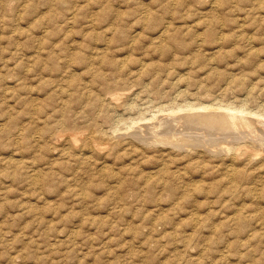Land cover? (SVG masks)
<instances>
[{"label": "rangeland", "instance_id": "obj_1", "mask_svg": "<svg viewBox=\"0 0 264 264\" xmlns=\"http://www.w3.org/2000/svg\"><path fill=\"white\" fill-rule=\"evenodd\" d=\"M154 10L156 14L152 18L150 14ZM214 12L218 15H213ZM153 22L160 28L153 26ZM146 25L153 28L143 32L148 28ZM190 26L196 29L190 30L193 29ZM175 31L184 33L179 35ZM228 34L232 36L229 38ZM144 35L153 39H146ZM237 37L241 41H236ZM237 42L241 44L239 48ZM262 48L264 0H0V264H264V214L261 212L264 178L261 182L257 178L255 182L254 195L261 202L242 200L247 212L242 213L245 220L239 219L235 211L243 194L239 191L230 194L219 157L174 150L159 143L146 145L136 140L137 143L129 134L139 126L144 129L156 121L138 120L139 115L150 113L151 109L154 114L158 112L157 106L173 100H193L192 94L181 95L197 88L198 85L194 86L197 81H214L219 73L234 77L247 74L249 83L261 85L264 82ZM166 68H173V74ZM153 75L158 79H153ZM167 94L170 99L164 97ZM244 95L240 92L238 96ZM109 96L116 100L112 101ZM233 96L228 95L229 99ZM107 101L108 108L103 107ZM122 101L126 103L125 108ZM263 101L264 95L259 94L249 100V105L258 107ZM157 112L159 116L164 114ZM149 113L144 116L150 117ZM130 120L135 122L132 124ZM170 128L173 127L162 125L165 130L161 134H169ZM247 167L254 168L256 163ZM226 189L227 194L221 193Z\"/></svg>", "mask_w": 264, "mask_h": 264}, {"label": "bare ground", "instance_id": "obj_2", "mask_svg": "<svg viewBox=\"0 0 264 264\" xmlns=\"http://www.w3.org/2000/svg\"><path fill=\"white\" fill-rule=\"evenodd\" d=\"M161 2V1H160ZM6 3V2H5ZM4 3V5H6ZM3 4V3H2ZM151 4H152V2H151ZM154 4H157L156 3V1H154ZM212 4V3H211ZM213 6H215V5H213ZM3 7H6V6H3ZM155 7V6H154ZM224 7V6H223ZM153 8V7H152ZM211 8V7H210ZM165 9V8H164ZM218 9H220V8H218ZM223 9V8H222ZM11 10V9H10ZM144 11H147L146 9H144ZM207 11V10H206ZM215 11V10H214ZM173 12V11H172ZM178 12V11H177ZM176 12V13H177ZM217 12V11H216ZM216 12H214L215 14H213V15H218V13H216ZM228 12V11H227ZM70 13V12H69ZM74 13V12H73ZM146 13V12H145ZM166 13V12H165ZM168 13V12H167ZM174 13V12H173ZM175 13V14H176ZM193 13V12H192ZM191 13V14H192ZM220 13V12H219ZM245 13H247V12H245ZM248 13H250L249 11H248ZM153 14H156L155 13V10H154V13H152V14H150V16L151 15H153ZM174 14V15H175ZM181 13H179V15H180ZM221 14V13H220ZM223 14H225V13H223ZM241 14V13H240ZM73 15V14H72ZM76 15H77V13H76ZM141 15H142V13H141ZM143 15H146V14H143ZM183 15H184V13H183ZM196 15V14H195ZM195 15H194V17H195ZM246 15H248V14H246ZM155 16V15H154ZM167 16H168V14H167ZM176 16V15H175ZM187 16H188V13H187ZM205 16H206V14H205ZM220 16V15H219ZM219 16H217V17H219ZM223 15H221V17H222ZM226 16V15H225ZM224 16V17H225ZM239 16V15H238ZM249 16V15H248ZM251 16V15H250ZM152 17V16H151ZM157 17V16H156ZM171 17V16H170ZM184 17V16H183ZM182 17V18H183ZM194 17H192V18H194ZM215 17V16H214ZM213 17V18H214ZM240 17V16H239ZM238 17V18H239ZM70 18V17H69ZM76 18H77V16H76ZM145 18V17H144ZM143 18V19H144ZM152 18H154V17H152ZM162 18H165V17H162ZM172 18H173V15H172ZM171 18V19H172ZM178 18V17H177ZM211 18H212V16H211ZM212 18V19H213ZM238 18H236V19H238ZM241 18H243V17H241ZM75 19V18H74ZM74 19H71L72 21L74 20ZM146 19V18H145ZM149 19V18H148ZM159 18H157V20H158ZM174 19V18H173ZM176 19V18H175ZM186 19V18H185ZM216 19V18H215ZM218 19V18H217ZM240 19V18H239ZM71 20L69 21V20H66V21H69V22H71ZM153 20V19H152ZM152 20L150 19V21L152 22ZM155 20V19H154ZM156 20V21H157ZM163 20H165V19H163ZM199 20H201V19H199ZM220 20V19H219ZM218 20V21H219ZM226 20V19H225ZM235 20V19H234ZM234 20H233V22H234ZM244 20V19H243ZM242 20V21H243ZM247 20V18L245 19V21ZM93 21V20H92ZM149 20H148V23L150 22ZM159 21V20H158ZM178 21V20H177ZM182 21H184V19L182 20ZM202 21V20H201ZM200 21V22H201ZM204 21V20H203ZM241 21V20H240ZM74 22V21H73ZM89 21H87V23H88ZM91 22V21H90ZM143 23L145 22V20L144 21H142ZM164 22V21H163ZM162 22V23H163ZM168 22H169V20H168ZM185 22V21H184ZM188 22V21H187ZM205 22V21H204ZM206 22H208L209 23V21L207 20ZM226 22H228L227 20H226ZM146 23V22H145ZM148 23H147V25H148ZM154 23V22H153ZM159 23V22H158ZM161 23V24H162ZM167 23V22H166ZM171 23V22H170ZM190 23V22H189ZM188 23V24H189ZM208 23H206L205 25H208ZM220 23V22H219ZM222 23V22H221ZM220 23V24H221ZM89 24V23H88ZM155 24V23H154ZM164 24H165V22H164ZM164 24H163V26H164ZM174 24H175V22H174ZM182 24V23H181ZM186 24V23H185ZM192 24V23H191ZM190 24V25H191ZM198 24V23H197ZM210 25H211V23H209ZM225 24V23H224ZM230 24V23H229ZM251 24V23H250ZM146 25V26H147ZM166 25V24H165ZM180 25V24H179ZM184 25V24H183ZM204 25V26H205ZM213 25V24H212ZM211 25V26H212ZM218 25V24H217ZM228 25V24H227ZM227 25L225 26L226 28H227ZM240 25V24H239ZM241 25H243V24H241ZM247 25V24H246ZM257 25V24H256ZM150 26H151V24H150ZM149 26V27H150ZM153 26H155V27H157L158 29L160 28V25H158V24H155V25H153ZM176 26V25H175ZM181 26V25H180ZM188 26V25H187ZM186 25H185V27H187ZM192 26H193V24H192ZM192 26H190L189 28H191ZM200 26V25H199ZM199 26H198V28H199ZM203 26V25H202ZM223 26V25H222ZM237 26V25H236ZM253 26V25H252ZM251 26V27H252ZM91 27V26H90ZM145 27V26H144ZM148 27V26H147ZM147 28V29H144V30H142L143 32L146 30L147 32H148V30L149 29H152V28ZM165 27V26H164ZM166 27H167V25H166ZM183 27V26H182ZM194 27V26H193ZM192 27V28H193ZM219 27V26H218ZM242 26H240V28H241ZM249 26H246V28H248ZM250 27V28H251ZM96 28V27H95ZM121 28V27H120ZM142 28V27H141ZM177 28H178V26H177ZM176 28V29H177ZM259 28V27H258ZM182 29H184V27L182 28ZM181 29V30H182ZM186 29H188V28H186ZM196 29V28H195ZM194 28L193 29H190V30H195ZM206 29H207V26H206ZM213 29V28H212ZM215 29V28H214ZM238 29V28H237ZM257 29V28H256ZM169 30H172L171 28L169 29ZM174 30V29H173ZM189 30V31H190ZM234 30V29H233ZM242 30V29H241ZM245 30V29H244ZM116 31V30H115ZM203 31V30H202ZM205 31V30H204ZM208 31V30H207ZM210 31H212V30H210ZM209 31V32H210ZM216 31H218V29L216 30ZM237 31V30H236ZM235 31V32H236ZM243 31V30H242ZM151 32V31H150ZM154 32V31H153ZM156 32V31H155ZM159 32V31H158ZM162 32H164V30L162 31ZM166 32V31H165ZM174 32V31H173ZM176 32V31H175ZM180 32H182V31H180ZM193 32H195V31H192V33ZM201 32V31H200ZM221 33H222V31H220ZM229 32V31H228ZM232 32H234V31H232ZM231 31H230V33H232ZM234 32V33H235ZM239 32V31H238ZM161 33V32H160ZM177 34H179L178 32H176ZM184 33V32H183ZM183 33H181L182 35H183ZM196 33H198V31L196 32ZM195 33V34H196ZM204 33V32H203ZM218 33V32H217ZM240 33V32H239ZM245 33H246V31H245ZM254 33H256V30H255V32ZM143 34V33H142ZM181 34H179V35H181ZM206 34H207V32H206ZM210 34V33H209ZM212 34V33H211ZM215 34V33H214ZM233 34V33H232ZM253 34V33H252ZM145 35H147V34H145ZM144 35V37H147V36H145ZM156 35V34H155ZM161 35V34H160ZM166 35V34H165ZM187 35V34H186ZM185 35V36H186ZM203 35V34H202ZM216 35V34H215ZM219 35V34H218ZM217 35V36H218ZM247 35V34H246ZM246 35H244V36H246ZM122 36V35H121ZM153 36V35H152ZM158 36V35H157ZM156 36V37H157ZM188 36H189V34H188ZM187 36V37H188ZM204 36V35H203ZM210 36V35H209ZM228 36H229V34H228ZM230 36H232L231 34H230ZM230 36H229V38H230ZM119 37H120V33H119ZM143 37V38H144ZM150 37L151 36H149V37H147L146 39H150ZM155 37V38H156ZM171 37V36H170ZM196 37H197V34H196ZM204 37H206V35L204 36ZM223 37V36H222ZM240 37V36H239ZM247 37V36H246ZM255 37V36H254ZM173 38V37H172ZM177 38V37H176ZM182 38H183V36H182ZM229 38H228V41H229ZM231 38H233V37H231ZM238 38V37H237ZM242 38V37H241ZM249 38V37H248ZM252 38H253V36H252ZM262 38V37H261ZM139 39H141V38H139ZM152 39H153V37H152ZM152 39H150V40H152ZM157 39H158V37H157ZM159 39H160V37H159ZM164 39V38H163ZM188 39V38H187ZM192 39H194V37L192 38ZM197 39H198V37H197ZM202 39V38H201ZM205 39V38H204ZM215 39V38H214ZM216 39H217V37H216ZM219 39H220V37H219ZM222 39V38H221ZM220 39V40H221ZM127 40V39H126ZM129 40H131V39H129ZM155 40V39H154ZM177 40L179 41V38H177ZM177 40H176V42H177ZM185 39H183V41H184ZM213 40V39H212ZM220 40H218L219 42H220ZM241 41L239 38L238 39H236V41ZM244 40H246V39H244ZM106 41V40H105ZM161 41V40H160ZM163 41V40H162ZM173 41H175V40H173ZM192 41V40H191ZM195 42H196V39L194 40ZM193 41V42H194ZM201 42H203L202 40H200ZM205 41V40H204ZM221 41H223V39L221 40ZM250 41V40H249ZM257 41V40H256ZM107 42V41H106ZM106 42H105V44H106ZM125 42V41H124ZM139 42V41H138ZM159 42V41H158ZM158 42H154V43H158ZM170 42H172V41H170ZM195 42H194V44H195ZM206 42V41H205ZM209 42V41H208ZM212 42V41H211ZM215 42V41H214ZM131 43V42H130ZM130 43H128V44H130ZM140 43V42H139ZM141 43H143V42H141ZM151 43V42H150ZM160 43V42H159ZM158 43V44H159ZM167 43H168V41H167ZM172 43H174V42H172ZM178 43V42H177ZM189 43V42H188ZM216 43V42H215ZM222 43H225V41L224 42H222ZM221 43V44H222ZM236 43V42H235ZM242 43V42H241ZM254 43V42H253ZM145 45H146V43H144ZM157 44V45H158ZM179 44V43H178ZM184 44V43H183ZM185 44H186V41H185ZM238 44H240L239 42H237V47H238ZM245 44V43H244ZM248 44V43H247ZM107 45V44H106ZM136 45V44H135ZM168 45H169V43H168ZM174 45V44H173ZM187 45V44H186ZM190 45V44H189ZM192 45V44H191ZM196 46H197V44H195ZM199 45V44H198ZM241 45V44H240ZM246 45V44H245ZM128 46V45H127ZM141 46V45H140ZM184 46L185 45H183L182 47L184 48ZM209 46H211V45H209ZM213 46V45H212ZM236 46V45H235ZM263 46V45H262ZM261 46V47H262ZM132 47V46H131ZM144 47H146V46H144ZM153 47V46H152ZM176 47V46H175ZM180 47H181V45H180ZM179 47V48H180ZM185 47H188V45L187 46H185ZM191 47V46H190ZM203 47V46H202ZM221 47V46H220ZM233 47V46H232ZM243 47H244V45H243ZM243 47H241V49L243 48ZM246 47V46H245ZM257 47V46H256ZM125 48V47H124ZM127 48V47H126ZM129 48V47H128ZM139 48V47H138ZM143 48V47H142ZM161 48H163V50L162 51H164V49H165V47L163 46V47H161ZM168 48V47H167ZM223 48V47H222ZM234 48V47H233ZM239 48V47H238ZM247 48V47H246ZM249 48V50L250 49H252V47H248ZM247 48V49H248ZM137 49V48H136ZM155 49H156V47H155ZM170 49V48H169ZM176 49V48H175ZM178 49V48H177ZM189 49V48H188ZM199 48H197V50H198ZM225 49V48H224ZM230 49H232V48H230ZM237 49V48H236ZM244 50H245V48H243ZM246 49V50H247ZM37 51H38V49H36ZM127 50V49H126ZM130 50V49H129ZM141 51H142V49H140ZM147 50V49H146ZM172 50H174L173 48H172ZM180 50V49H179ZM182 50H184V49H182ZM186 50V49H185ZM184 50V51H185ZM205 50V49H204ZM217 50V49H216ZM218 50H219V48H218ZM235 50V49H234ZM240 50V49H239ZM238 50V51H239ZM245 50V51H246ZM254 50V49H253ZM262 50H264L263 48H262ZM102 51H104V50H102ZM102 51L100 52V53H102ZM135 51H137V50H135ZM149 51V50H148ZM181 51V50H180ZM188 51H190V50H188ZM201 51H203V49L201 50ZM129 52V51H128ZM144 52H145V50H144ZM194 52V51H193ZM205 53H206V51H204ZM230 50H229V56H230ZM242 52V51H241ZM240 52V53H241ZM249 52V51H248ZM257 52V51H256ZM259 52V51H258ZM258 52H257V55H259L258 54ZM130 53V52H129ZM147 53V52H146ZM162 53V52H161ZM200 53V52H199ZM210 53V52H209ZM212 53V52H211ZM214 53V52H213ZM237 53V52H236ZM252 53H254V52H252ZM252 53H249L250 55L252 54ZM260 53V52H259ZM262 53H264V52H262ZM162 54H165V52L164 53H162ZM161 54V55H162ZM168 54V53H167ZM167 54H166V56L165 57H167ZM185 54V53H184ZM215 54H216V51H215ZM223 54H225V53H223ZM246 54H247V52H246ZM146 55V54H145ZM168 55H170V53L168 54ZM191 55H193V54H191ZM200 55H201V53H200ZM206 55V54H205ZM204 55V56H205ZM213 55V54H212ZM211 55V56H212ZM222 55V54H221ZM220 55V56H221ZM234 55V54H233ZM232 55V56H233ZM244 55V54H243ZM250 55H249V57H250ZM256 55V56H257ZM144 56V55H143ZM180 56V55H179ZM186 56V55H185ZM214 56V55H213ZM237 56V55H236ZM242 56V55H241ZM240 56V57H241ZM252 57H253V54L251 55ZM262 56H263V54H262ZM175 57V56H174ZM187 57H189V56H187ZM191 57V56H190ZM189 57V58H190ZM199 57V56H198ZM215 57V56H214ZM221 57H225V56H221ZM227 57V56H226ZM239 57V56H238ZM139 58H141L142 59V57H139ZM144 58V57H143ZM164 58V57H163ZM202 58V57H201ZM209 58H211V57H209ZM230 58V57H229ZM229 58H228V60H229ZM243 58V57H242ZM256 58H258V56L256 57ZM146 59V58H145ZM162 59V58H161ZM165 59V58H164ZM172 59V58H171ZM177 59V58H176ZM187 59V58H186ZM212 59H213V57H212ZM214 59H216V58H214ZM235 59V58H234ZM101 60V59H100ZM111 60H113V59H111ZM123 61H124V58L122 59ZM126 60V59H125ZM149 60V59H148ZM178 60V59H177ZM184 60V59H183ZM182 60V61H183ZM190 60V59H189ZM195 60H196V58H195ZM199 61H201L200 60V58L198 59ZM206 60H207V58H206ZM205 60V61H206ZM239 60V59H238ZM246 60V59H245ZM149 61H151V60H149ZM160 61V60H159ZM205 61H204V63L203 64H205ZM213 61V60H212ZM212 61H210V62H212ZM215 62H216V60H214ZM223 61V60H222ZM264 61V60H263ZM99 62V61H98ZM97 62V63H98ZM113 62V61H112ZM111 62V63H112ZM139 62V61H138ZM161 62V61H160ZM169 62V61H168ZM178 62V61H177ZM184 62V61H183ZM182 62V63H183ZM197 62V65H198V61H196ZM214 62V63H215ZM218 62H220V61H218ZM224 62V61H223ZM222 62V63H223ZM115 63H116V60H115ZM167 63V62H166ZM179 63H181V62H179ZM181 63V64H182ZM217 63V62H216ZM236 63V62H235ZM259 63V62H258ZM258 63H256V64H258ZM263 63V62H262ZM168 64V63H167ZM176 64V63H175ZM183 64H186V63H183ZM191 64V63H190ZM190 64H189V66H190ZM203 64H201L202 66H203ZM224 64V63H223ZM222 64V65H223ZM242 64V63H241ZM163 65V64H162ZM164 65H165V62H164ZM168 65H170V64H168ZM214 65V64H213ZM229 65V64H228ZM135 66V65H134ZM140 66V65H139ZM160 66V65H159ZM177 66H178V63H177ZM176 66V67H177ZM180 66H182V65H180ZM201 66V67H202ZM204 66H206V64L204 65ZM203 66V67H204ZM207 66H208V64H207ZM212 66V65H211ZM226 66V65H225ZM241 66V65H240ZM152 67V66H151ZM151 67H148V70L149 69H151ZM169 67H171V66H169ZM173 67H174V65H173ZM200 67V66H199ZM215 67V66H214ZM219 67V66H218ZM227 67V66H226ZM243 67V66H242ZM242 67H240L241 69H243ZM258 67V66H257ZM259 67H261V66H259ZM263 68H264V66H262ZM141 68V67H140ZM188 68H190L189 70H191L192 69V66H190V67H188ZM207 68V67H206ZM228 68V67H227ZM240 68H238V69H240ZM262 68V69H263ZM142 69V68H141ZM167 70H171V73L173 74V72H172V69L171 68H166ZM177 69V68H176ZM178 69H179V66H178ZM204 70H205V68H203ZM222 69V68H221ZM224 69V68H223ZM228 69H230V68H228ZM232 69V68H231ZM233 69H236V68H233ZM240 69V70H241ZM255 69H256V66H255ZM28 70V69H27ZM139 70V69H138ZM145 70H147V68H145ZM174 70V69H173ZM185 70V69H184ZM199 70V69H198ZM208 70V69H207ZM143 71V70H142ZM210 71V70H209ZM227 71V70H226ZM243 72H244V70H242ZM247 71V70H246ZM249 71V70H248ZM251 71V70H250ZM254 71V70H253ZM253 71H251V72H253ZM141 72V71H140ZM145 72V71H144ZM237 72V71H236ZM250 72V73H251ZM256 72V71H255ZM143 73V72H142ZM141 73V74H142ZM147 73H148V71H147ZM150 73V72H149ZM153 73V72H152ZM181 73V72H180ZM179 73V74H180ZM185 73H187V72H185ZM207 73V72H206ZM215 73V72H214ZM230 73H232L231 71H230ZM245 73V72H244ZM243 73V74H244ZM249 73V72H248ZM97 74V73H96ZM98 74H100V73H98ZM136 74H137V71H136ZM136 74H134L136 77H137V75ZM138 74H139V72H138ZM141 74H139V75H141ZM154 74V73H153ZM156 74V73H155ZM193 74H196V73H193ZM100 75H102V74H100ZM131 75V74H130ZM144 75V74H143ZM143 75H141V76H143ZM160 75V74H159ZM171 75V74H170ZM175 75V74H174ZM178 75V74H177ZM185 75V74H184ZM199 75V74H198ZM247 75V74H246ZM246 75H245V77L244 76H242V77H234V76H232V75H227V74H225V73H219L218 75H217V77H215V79H214V81H211V82H208V83H199V81H197L198 83L197 84H194V86L195 85H198V87L197 88H195L192 92L190 91H188V90H186V91H184V92H182V95L181 96H185L186 94H192V96L193 97H195V98H193V100L192 99H189V98H187V97H185V98H187V99H182L181 101H170V103L169 102H167L168 104H164V105H159V106H157L158 107V112L160 111V113L161 112H163L164 114L162 115V116H159V114L157 115L156 114V112L154 113V114H152L151 112H152V109L150 110L151 112L149 113L148 111H147V114L149 113V114H152V115H150V117L148 116V117H146V116H144V115H147V114H144L143 116H141V115H139V113H138V115L140 116L139 118H137L138 120L140 119H148V120H151V119H156V121L154 122V123H151L152 125L150 126V125H146V127L143 129V128H140V126L138 127V128H136L135 130H133V132H131V133H129L128 131V133L129 134H131L132 136H134L135 137V142H137L138 140L139 141H141V144L142 143H144V144H152V145H156V144H161V145H169L170 147H172V148H174V150H175V148H177V149H184L185 151L184 152H188V153H197V154H199V155H201V154H204V153H207L208 155H210L211 157H219L220 158V161H222L221 162V164L223 163V168H224V170H225V176L224 177H226V179L228 180V183H229V188H227V189H231V191L232 192H230V194L232 193L233 194V192H235V191H239L240 193H242L243 195H240L239 196V200H241V202L239 203V207L236 209V213H239L238 215H239V219L240 218H243V216H242V213H244V212H247V210H246V208L244 207L245 205H244V203L242 202V200H246V199H250L251 201H253L254 199H256L257 200V198H255V196L256 195H254L256 192H257V184L255 183V182H258V181H256L257 180V178H258V180L261 182L262 180V178H264V103H260V105H258V107H251L250 105H249V100L252 98L253 99V97H256L257 95H259L260 94V96L261 95H264V82H263V80H262V83H261V85H260V83H256L255 85L253 84L254 82H248V78L246 77ZM156 75H153V79H154V77H155ZM162 76V75H161ZM161 76H158V77H161ZM172 76V75H171ZM212 76V75H211ZM254 76V75H253ZM92 77V76H91ZM103 77V76H102ZM145 78H146V76H144ZM147 77H150V76H147ZM169 77V76H168ZM201 77V76H200ZM262 77V76H261ZM100 78V77H99ZM99 78H97V79H99ZM155 78H157V77H155ZM162 78V77H161ZM172 78V77H171ZM183 78V77H182ZM185 78V77H184ZM213 78V77H212ZM211 78V79H212ZM255 78V77H254ZM259 78H260V76H259ZM258 78V79H259ZM94 79V78H93ZM117 79V78H116ZM119 79V78H118ZM117 79V80H118ZM158 79V78H157ZM164 79V78H163ZM190 79V78H189ZM199 79V78H198ZM210 79V78H209ZM108 80V79H107ZM116 80V81H117ZM137 80H138V78H137ZM140 80H142L141 79V77H140ZM147 80V79H146ZM178 80V79H177ZM193 80V79H192ZM191 80V81H192ZM203 80V79H202ZM84 81H85V79H84ZM102 81V80H101ZM135 81H136V79H135ZM149 81H151V79L149 80ZM161 81H163V80H161ZM187 81V80H186ZM189 81V80H188ZM89 82V81H88ZM136 82H138V81H136ZM142 82V81H141ZM144 82V81H143ZM168 82V81H167ZM167 82H165L163 85H165ZM170 82V81H169ZM172 82V81H171ZM171 82H170V84H171ZM205 82V81H204ZM207 82V81H206ZM257 82V81H256ZM110 83H111V81H110ZM109 83V84H110ZM113 83V82H112ZM111 83V84H112ZM133 83V82H132ZM146 83V82H145ZM148 83V82H147ZM146 83V84H147ZM162 83V82H161ZM173 83V82H172ZM174 83H176L175 81H174ZM179 83V82H178ZM108 84V83H107ZM113 84H115V83H113ZM145 84V85H146ZM184 84H186V83H184ZM190 84V83H189ZM191 84H192V82H191ZM117 85V84H116ZM116 85H113V86H116ZM156 85H157V83H156ZM160 85V84H159ZM180 85V84H179ZM179 85L178 84H176V87L178 86L179 87ZM183 85V84H182ZM187 85V84H186ZM14 86H15V84H14ZM14 86H12L13 88H14ZM87 86V85H86ZM89 86H90V84H89ZM91 86H92V84H91ZM112 86V87H113ZM119 86V85H118ZM117 86V87H118ZM130 86V85H129ZM158 86V85H157ZM172 86V85H171ZM171 86H169V87H171ZM189 86V85H188ZM81 87V86H80ZM116 87V88H117ZM133 87V85L131 86V88ZM150 87V86H149ZM196 87V86H195ZM8 88V87H7ZM10 88V87H9ZM82 88V87H81ZM89 88V87H88ZM92 88V87H91ZM122 87H120V89H121ZM124 88H125V86H124ZM139 88V87H138ZM145 88V87H144ZM148 88V87H147ZM181 88V87H180ZM179 88V89H180ZM16 89V88H15ZM107 89H109V88H107ZM113 89H115V88H113ZM119 89V88H118ZM118 89H116V90H118ZM119 89V90H120ZM129 89H130V87H129ZM149 89V88H148ZM178 89V91H180ZM182 89V88H181ZM10 90V89H9ZM63 90V89H62ZM68 90V89H67ZM135 90V89H134ZM133 90V91H134ZM147 89H145V90H143L142 89V92L144 91V92H148V90L146 91ZM174 90H175V88H174ZM11 91V90H10ZM64 91H66L65 89H64ZM90 91H92V89L90 90ZM109 91V90H108ZM110 91H111V89H110ZM113 91V90H112ZM121 91V90H120ZM123 91V90H122ZM129 91V90H128ZM140 91V90H139ZM177 91V90H176ZM238 92V94H236L237 92ZM13 92V91H12ZM118 92V91H117ZM131 92V91H130ZM150 92V91H149ZM158 92H159V90H158ZM161 92V91H160ZM170 92V91H169ZM169 92H167L168 94H169ZM242 93V92H244L245 93V95L243 96V97H239L238 95H239V93ZM88 93V92H87ZM97 93V92H96ZM116 93V92H115ZM136 93H138V92H136ZM135 93V94H136ZM163 93H166V90H165V92L163 91ZM176 93V92H175ZM109 94H110V92H109ZM112 94V93H111ZM114 94V93H113ZM167 94V95H168ZM177 95H179L178 93H176ZM229 94H234V96L232 97L233 99H229V97H228V95ZM91 95H93L92 93H91ZM98 95H99V93H98ZM107 95V94H106ZM130 95V94H129ZM147 95V94H146ZM157 95V94H156ZM161 95V94H160ZM160 95H159V97H160ZM108 96V95H107ZM127 96V95H126ZM132 96V95H131ZM174 96H175V94H174ZM180 96V97H181ZM191 96V95H190ZM230 96H232V95H230ZM86 97V96H85ZM100 97H101V95H100ZM110 97V96H109ZM129 97V96H128ZM143 97V96H142ZM149 97H150V95H149ZM148 97V98H149ZM153 97V96H152ZM162 97H163V95H162ZM164 97H170L169 95L168 96H164ZM176 97V96H175ZM115 97H110L109 99H111L112 101H114V100H116V98L114 99ZM161 98V97H160ZM159 98V99H160ZM183 98V97H182ZM191 98V97H190ZM261 98V97H260ZM260 98H258V99H260ZM103 99V98H102ZM109 99H108V101H109ZM134 99H135V97H134ZM137 99V98H136ZM156 99V98H155ZM159 99H157V103H156V105L158 104V100ZM170 99V98H169ZM173 99V98H172ZM263 99V98H262ZM95 100V99H94ZM98 100V99H97ZM97 100H95V101H97ZM105 100V99H104ZM107 100V99H106ZM127 100V99H126ZM125 100V101H126ZM140 100V99H139ZM150 101H151V97H150V99H149ZM179 100H180V98H179ZM94 101V102H95ZM103 102L104 104H103V107H105L107 104L106 103H109V102ZM141 101V100H140ZM253 101V100H252ZM251 101V102H252ZM258 101V100H257ZM261 101V100H260ZM101 102V101H100ZM123 102V101H122ZM122 102H121V104H122ZM131 102H133V101H131ZM250 102V103H251ZM254 102H255V99H254ZM264 102V101H263ZM96 103H99V102H96ZM102 103V102H101ZM124 103V108H125V102H123ZM253 103V102H252ZM92 104V103H91ZM95 104V103H94ZM106 104V105H105ZM115 104V103H114ZM129 104V106H131L130 104L131 103H128ZM127 104V105H128ZM162 104V103H161ZM255 104H257V103H255ZM102 105V104H101ZM110 105V104H109ZM108 105V106H109ZM123 105V104H122ZM85 106V105H84ZM114 106V105H113ZM118 106H119V104H118ZM117 106V107H118ZM128 106V107H129ZM135 106V105H134ZM152 106V105H151ZM83 107V106H82ZM93 107V106H92ZM107 107V106H106ZM114 107H116V106H114ZM94 108H96V107H94ZM108 108V107H107ZM106 108V109H107ZM112 108V107H111ZM124 108H122V109H124ZM149 108V107H148ZM156 108V107H155ZM97 109V108H96ZM96 109H95V111H96ZM102 109V108H101ZM110 109V108H109ZM134 109V108H133ZM136 109H138L137 107H136ZM135 109V110H136ZM139 109H141V108H139ZM94 110V109H93ZM98 110V109H97ZM104 110V109H103ZM118 110V109H117ZM126 110H127V107H126ZM128 110H131V109H128ZM142 110H144V109H142ZM154 110V109H153ZM99 111H101V110H99ZM105 111V110H104ZM121 111V110H120ZM133 111V110H132ZM132 111H130V112H132ZM102 112V111H101ZM117 112V111H116ZM115 112V113H116ZM137 112V111H136ZM144 112H145V110H144ZM157 112V113H158ZM166 112V113H165ZM103 113V112H102ZM112 113V112H111ZM129 113V112H128ZM101 114V113H100ZM99 114V115H100ZM117 114V113H116ZM116 114H114V115H116ZM130 114H132V113H130ZM142 114V113H141ZM95 115H97V114H95ZM119 115V114H118ZM121 115V114H120ZM127 115V114H126ZM134 115V114H133ZM109 116H111V115H109ZM126 117H128V116H126ZM112 118V117H111ZM120 119V118H119ZM126 119V118H125ZM125 119L123 120V122L125 121ZM118 120V119H117ZM127 120V119H126ZM135 121H136V118L134 119ZM137 120V121H138ZM128 121V120H127ZM135 121H131L130 120V122H132V124L135 122ZM152 122H153V120H151ZM129 122V121H128ZM125 123V122H124ZM123 123V124H124ZM127 123V122H126ZM149 123V124H150ZM2 124V123H1ZM122 124V125H123ZM136 124V123H135ZM165 124L166 125H170L171 127H173L172 129L170 128V133L169 134H161L162 133V131L164 132V130L162 129V125L163 126H165ZM98 125H100V124H98ZM118 125V124H117ZM126 125V124H125ZM128 125V124H127ZM138 125V124H137ZM172 125H175V126H172ZM129 126H131L132 127V125L131 124H129ZM127 127V128H130V127ZM112 127V126H111ZM124 127V126H123ZM125 128V127H124ZM154 128H157L156 130H154ZM56 129V128H55ZM113 129H114V127H113ZM131 129V128H130ZM129 129V130H130ZM50 130H52L53 131V129H50ZM102 130V129H101ZM56 131H58L57 129L55 130V132ZM90 131V130H89ZM95 131V130H94ZM114 131H115V129H114ZM123 131V130H122ZM60 132V131H59ZM63 132H65V131H63ZM67 132H69V131H67ZM106 132V131H105ZM112 132V131H111ZM126 132V131H125ZM50 133H51V131H50ZM82 133V132H81ZM94 133V132H93ZM113 133H115V132H113ZM120 133V132H119ZM55 134V136H56V134H57V132L56 133H54ZM60 134V133H59ZM90 134H91V132H90ZM89 134V135H90ZM95 134V133H94ZM96 134H98V133H96ZM112 134V133H111ZM117 134V133H116ZM47 135V134H46ZM58 135V134H57ZM114 135V134H113ZM127 135V134H126ZM130 135V136H131ZM54 136V137H55ZM72 136V135H71ZM82 136V135H81ZM121 136H124L123 134L121 135ZM121 136H119V137H121ZM127 136H129V135H127ZM92 137V136H91ZM98 137V136H97ZM104 137V136H103ZM109 137V136H108ZM107 137V138H108ZM117 137H118V135H117ZM48 138V137H47ZM50 138V137H49ZM49 138H48V140H49ZM73 138V137H72ZM86 138V137H85ZM96 138V137H95ZM95 138H94V140H95ZM105 138H106V136H105ZM106 138V139H107ZM52 139V138H51ZM60 139V138H59ZM58 139V140H59ZM68 139V138H67ZM84 139V138H83ZM90 139V138H89ZM92 139V138H91ZM97 139V138H96ZM105 139V140H106ZM110 139H111V137H110ZM124 139V138H123ZM126 139V138H125ZM124 139V140H125ZM133 139V138H132ZM82 140V139H81ZM93 140V141H94ZM127 140V139H126ZM137 140V141H136ZM53 141V140H52ZM69 141H70V139H69ZM88 140L86 139V142H87ZM96 141V140H95ZM108 141H110V140H107L106 142H108ZM133 141V140H132ZM138 141V142H139ZM54 142H55V140H54ZM57 142V141H56ZM63 142V141H62ZM67 142V141H66ZM91 142V141H90ZM116 142V141H115ZM126 142V141H125ZM134 142V143H135ZM137 142V143H138ZM71 143V142H70ZM81 143H82V141H81ZM99 143V142H98ZM104 143V142H103ZM119 143V142H118ZM57 144V143H56ZM62 144V143H61ZM85 144V143H84ZM91 144V143H90ZM94 144V143H93ZM116 144V143H115ZM122 144V143H121ZM66 146H67V144H65ZM68 145H69V143H68ZM82 145V144H81ZM89 145V144H88ZM104 145V144H103ZM148 145V146H149ZM86 146V145H85ZM113 146H114V144H113ZM120 146V145H119ZM168 146V147H169ZM53 147V146H52ZM73 147H75V146H73ZM77 147V146H76ZM112 147V146H111ZM116 147V146H115ZM164 147V146H163ZM71 148V147H70ZM90 148V147H89ZM113 148V147H112ZM171 148V149H172ZM62 149V148H61ZM60 149V150H61ZM63 149H64V147H63ZM88 149V148H87ZM91 149V148H90ZM55 150H57V149H55ZM95 150V149H94ZM152 150V149H151ZM157 150V149H156ZM163 150V149H162ZM173 150V149H172ZM63 152H65L66 151V148H65V151L64 150H62ZM61 151V152H62ZM165 151V150H164ZM171 152V151H170ZM183 152V153H184ZM90 153H92V152H90ZM168 153V152H167ZM179 153V152H178ZM181 153V152H180ZM109 154V153H108ZM161 154V153H160ZM162 154H164V152H162ZM167 155V154H166ZM175 155H177V154H175ZM106 156V155H105ZM169 156V155H168ZM174 157V156H173ZM203 157V156H202ZM170 158V157H169ZM213 159V158H212ZM174 160H175V158H174ZM205 159H203L202 161H204ZM207 160V159H206ZM218 160V159H217ZM108 161V160H107ZM107 161H104V162H107ZM195 162H196V160H194ZM197 161H198V158H197ZM257 161V162H256ZM101 162H103V161H101ZM194 162V163H195ZM253 162H255L256 163V167H254V168H250V169H253L251 172H250V169L247 167V166H250ZM191 163H192V161H191ZM205 163V162H204ZM204 163H202V164H204ZM104 164V163H103ZM108 164V163H107ZM184 164V163H183ZM201 164V163H200ZM206 164L207 163H205V166H206ZM189 165V164H188ZM209 166L208 167H210V164H208ZM219 165V164H218ZM254 165V164H253ZM163 166V165H162ZM162 166H160V167H162ZM187 166V165H186ZM202 166H204V165H202ZM204 166V167H205ZM212 166V165H211ZM108 167V166H107ZM164 168V167H163ZM190 168V167H189ZM219 168V167H218ZM258 168V173L257 172H255L254 171V169H257ZM217 169V168H216ZM33 170V169H32ZM156 172H157V170H155ZM204 171V170H203ZM33 172V171H32ZM205 172V171H204ZM220 173V172H219ZM34 174H36V171H35V173ZM37 175V174H36ZM203 175H205V174H203ZM263 175V176H262ZM202 176V175H201ZM222 176V177H223ZM190 177V176H189ZM203 177V176H202ZM201 177V178H202ZM204 178V177H203ZM252 178H255V179H252ZM39 179V178H38ZM193 179L196 181L197 179H195L194 177H193ZM205 179V178H204ZM220 178H218V180H219ZM222 179V178H221ZM223 179H225V178H223ZM222 179V180H223ZM37 180V179H36ZM206 180V179H205ZM216 180V179H215ZM227 180H226V182H227ZM264 180V179H263ZM194 181V182H195ZM204 181V180H203ZM224 181V180H223ZM212 182V181H211ZM211 182H210V184L209 185H211ZM215 182V181H214ZM264 182V181H263ZM201 183H202V181H201ZM216 183V182H215ZM183 184H185V182L183 183ZM189 184V183H188ZM197 184V183H196ZM195 184V185H196ZM205 184V183H204ZM213 184V183H212ZM259 184H262V183H258V185ZM176 185V184H175ZM186 185V184H185ZM199 185V184H198ZM209 185H207V186H209ZM184 186V185H183ZM189 186V185H188ZM204 186V185H203ZM212 186V185H211ZM210 186V187H211ZM225 186H228V184H226ZM224 186V187H225ZM263 186V185H262ZM190 187H191V185H190ZM193 187V186H192ZM191 187V188H192ZM223 187V188H224ZM188 188V187H187ZM190 188V189H191ZM201 188V187H200ZM199 188V189H200ZM203 188V187H202ZM207 188H209V187H207ZM222 188V189H223ZM233 188V189H232ZM183 189V188H182ZM194 189V188H193ZM227 189L226 190H222L221 191V193L223 192H227ZM184 190V189H183ZM185 190H186V188H185ZM188 191H190L189 189H187ZM194 190H196L197 191V188L196 189H194ZM260 190V189H259ZM181 191V190H180ZM187 191V192H188ZM193 190H191V193H194L195 194V192H192ZM202 191L203 190H201V193H202ZM208 191H209V189H208ZM214 192H216V194H217V191H215V190H213ZM260 191H262V189L260 190ZM185 192V191H184ZM187 192H186V195H188L187 194ZM206 192H207V189L205 190V194H206ZM211 192V191H210ZM197 193V192H196ZM200 192H199V194H201ZM215 193H214V195H216ZM227 194V193H226ZM228 194H229V191H228ZM231 194V195H232ZM260 194V193H259ZM264 194V193H263ZM183 195V194H182ZM192 195V194H191ZM234 195H235V193H234ZM262 195V194H261ZM183 196H185V195H183ZM190 196V195H189ZM188 196V197H189ZM199 196V195H198ZM206 196H209V195H206ZM220 196V195H219ZM258 197L260 196V195H257ZM223 197H224V195H223ZM185 198V197H184ZM190 198H191V196H190ZM180 199H182L181 198V195H180ZM194 199V198H193ZM219 199H221V198H219ZM237 199V200H238ZM188 200V199H187ZM195 200V199H194ZM199 201V200H198ZM259 200H257V202H258ZM259 202H261V201H259ZM194 211V210H193ZM263 214H264V208H263V206H262V211H261ZM192 213V212H191ZM191 213H190V215H191ZM195 213H197V212H195ZM193 214H194V212H193ZM248 214V213H247ZM246 214V215H247ZM196 215H198V214H196ZM243 215H245V214H243ZM194 216V215H193ZM195 217V216H194ZM198 217V216H197ZM236 217H238V216H236ZM192 218V217H191ZM233 219H235V218H233ZM239 219L237 218L236 220H238L239 221ZM244 219V218H243ZM246 219H247V216H246ZM194 220V219H193ZM192 220V221H193ZM245 220V219H244ZM243 220V221H244ZM241 221V220H240ZM239 221V222H240ZM242 221V222H243ZM247 221V220H246ZM194 222V221H193ZM195 223V222H194ZM194 226H196V225H194ZM237 227V226H236ZM238 230V229H237ZM237 230H235L236 232H238ZM244 230V229H243ZM256 231V230H255ZM235 232V233H236ZM242 232V231H241ZM253 232V231H252ZM254 233V232H253ZM260 236V235H259ZM259 242V241H258ZM261 242V241H260ZM246 244V243H245ZM256 245V244H255ZM252 249H254V251H255V248H254V245H253V248ZM251 250V249H250ZM251 253H252V251H251ZM255 253H256V251H255ZM254 254V253H253ZM228 257V256H227ZM252 258L253 257H255V256H251ZM250 257V258H251ZM249 258V259H250ZM252 258H251V260H252ZM259 258H260V256H259ZM257 259V258H256ZM253 261V260H252ZM258 261V260H257ZM255 263H256V260L254 261Z\"/></svg>", "mask_w": 264, "mask_h": 264}]
</instances>
